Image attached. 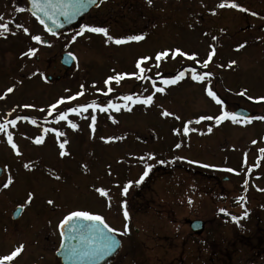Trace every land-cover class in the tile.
Wrapping results in <instances>:
<instances>
[{"label": "rangeland", "instance_id": "1", "mask_svg": "<svg viewBox=\"0 0 264 264\" xmlns=\"http://www.w3.org/2000/svg\"><path fill=\"white\" fill-rule=\"evenodd\" d=\"M145 1L135 0V5ZM166 2L170 1L151 2L152 6L161 4L160 8H137L135 15L116 10L113 17H109V12L105 15L100 11L93 24L80 23L72 32L50 37L27 9L17 12L9 0H0V16L10 21L9 32L0 36V123L15 119L18 115L28 117V120H17L15 127H8L19 156L8 144L7 135L0 132V165L5 170L0 182L4 184L9 176L13 180L8 188L0 185V256L18 246L10 241V233L3 231L10 210L16 204L24 207L25 219L34 214L46 216L50 212L48 206H55L59 220L74 209L102 216L104 214L100 212H104L108 205L107 212L114 217L118 215L115 218L121 224L125 223V207L129 213V233L122 236L123 245L113 264H245L249 260L254 235L251 231H242L244 227H237L239 224L244 226L243 221L236 225L229 218L231 215L239 216L247 208L255 213L258 198L240 186H226L227 182L221 180L212 186L211 181L196 173L201 164L195 151L199 142L204 149L201 159L211 158L214 149L207 151L206 141H195L191 147L193 151H190L189 137L182 134L183 123L192 121L189 127L193 128L196 126L195 120L205 116L199 112L204 104H200L198 95L205 98L202 86L191 79L190 72L175 85H161L156 78L157 71L161 77L170 78L175 73H169L176 68H192L196 62L186 57L173 59L169 56L156 68L154 56L165 49L179 48L188 54L195 53L202 62L209 51L213 48L216 50V44H228L231 59H239V68L261 69L264 68L263 63L256 55L259 48L249 44L250 49L238 50L237 40L224 37L213 39L214 34L206 30L214 22L210 13L203 12L197 16L190 11L192 8L195 11V6H199L196 0H185L189 4L186 15L194 14L196 18L186 17L182 9H165ZM246 8L249 10V7ZM16 23L28 28L29 33L16 29ZM82 24L105 27L111 36L124 38L143 35L145 38L116 45L105 43L106 38L101 34L86 32L73 41L72 36ZM132 25L135 28H131ZM32 35L47 38L48 42L44 44L41 40L38 43L31 39ZM29 48L37 50L35 55H22ZM62 52L72 53L76 58L72 67L65 68L60 64ZM142 56L151 57L142 65L151 69L145 75L155 80L157 87L165 88L163 93H155L152 105L131 106L129 103L131 111L122 108L119 112L109 110L103 113L97 110L94 132L89 127L91 109L81 117L69 114L68 119L78 125L77 130L68 127L66 121L56 122L58 113L68 107L93 100L105 106L107 102L104 99L107 97L123 104L125 102L118 98L132 95V89L135 90L133 94L140 97L153 94L151 80H137L134 76L126 75L119 84L114 81L107 86L104 84L109 76L137 72L135 62ZM228 65V61L222 62L223 68H228ZM207 68H211V62ZM47 75H52L53 79L59 76L60 80L47 83ZM81 85L84 86V95L59 105L49 115L47 110L51 104L62 97L75 95L81 90ZM8 87L14 88L12 93H7ZM108 87L113 91L105 96L103 93ZM25 104L33 107H22ZM162 110L171 111L181 119L162 117ZM208 111L212 112L211 109ZM32 119L36 120L35 124L30 123ZM45 119L49 120L46 125L43 124ZM44 128H55L65 135L57 137L53 132L43 133ZM174 129H180L181 134L177 135ZM193 133L198 138L196 131L188 135ZM39 135H44V142L37 145L34 140ZM65 139L68 141L65 145L68 155L61 157L59 143ZM237 139L233 142L240 147ZM177 143L181 144L180 148L175 147ZM149 156L152 159H148ZM25 164L29 167L25 168ZM146 164L152 166L149 175L137 185L134 182L143 174ZM57 176L60 179H56ZM256 179L257 176L253 175V180ZM248 180L252 181V177ZM129 182L133 183L123 194V186ZM72 183L87 187H81L84 191H79ZM96 188H103L108 195L101 197ZM29 192L33 193L34 198L30 204H25ZM241 193L243 196L245 194L244 200H240ZM48 200H52L53 204L49 205ZM220 209H225L227 215L221 213ZM107 218L111 219L109 216ZM195 218L204 220L209 229L200 237L189 228V220ZM133 228L139 229L138 234ZM133 235H137L139 241L135 242ZM141 242L142 246L137 249L140 256L136 257L135 243L139 246ZM200 243L203 246L211 244L218 250L219 260L212 261L211 253L206 247L201 248ZM29 244L28 241L24 244L22 253L11 264H33L34 260L38 261L40 250L28 248ZM243 249L247 254L242 253ZM47 261L53 264L51 258Z\"/></svg>", "mask_w": 264, "mask_h": 264}, {"label": "flooded vegetation", "instance_id": "2", "mask_svg": "<svg viewBox=\"0 0 264 264\" xmlns=\"http://www.w3.org/2000/svg\"><path fill=\"white\" fill-rule=\"evenodd\" d=\"M9 1L10 5L15 9L22 7V9L28 10L26 0ZM154 1L161 2V0H151L152 3H154ZM169 1V3L166 2L167 5L165 9H182L186 15L189 4L185 3V0ZM251 1L253 4H251ZM196 2H198L199 6H195V11L194 8L190 11L194 12L197 16H201L203 12L210 13L211 19H214V22L212 23L211 28L208 29L210 26L206 27V30L214 34L213 37H224L237 40L238 46L240 44L245 45L243 47L244 51L246 47H249V44L256 49L259 48V52H257L256 55L264 66V0H233V2L239 3L244 8L249 7L248 12H240L231 8L220 9L217 5L221 3L222 0H196ZM223 2H228V0H223ZM160 6L161 4L158 6H152L147 0L141 5H135V0H104L98 7L91 8L81 19L79 24L85 22L93 24L100 11L105 15L109 12L107 16L113 17V12H116V10L125 11V14L131 13L135 15V9L137 8L153 9L160 8ZM214 9L216 13L215 15H213ZM190 11H188V13H190ZM253 12H255L256 15H252L251 13ZM188 15L189 14H187L186 17ZM193 15L194 14H190L189 17L194 18L195 16ZM131 28H135V26L133 27L132 25ZM113 37L123 38L122 36L116 35ZM257 45L259 46L257 47ZM238 50H241V48H238ZM229 53L230 45L223 44L222 46H219V44H216L215 55L211 61V68H199L197 70L198 73L204 71H210L212 73V76L209 78L211 81L210 84L208 81H196L198 86H202L205 98L209 100L206 101L205 98H202L203 96L200 94L198 95L200 104H204L202 106L203 110H199V112L205 116L211 115L213 117L220 114L221 106L217 105L210 97H208L205 91L206 87H211L219 98L223 100L224 110L235 112L242 118L250 117L252 118V121L251 123H232L230 120H225L217 125L214 119L202 120L200 124H196V126L193 127L196 129V132H198V138L194 136V133L188 135L189 150L193 151L191 150V147L194 145L195 141H206L207 151H211L212 149H214V151L211 154V158L201 159L204 149L199 142L195 151L198 154L197 160L201 164L196 173H200L201 177H205L208 181H211L212 186H214V184H219L221 180L222 182H227L226 186L231 185L234 188L240 186L241 189L249 191L250 194H254L258 198L257 211L251 213L246 207L248 213L247 217L239 220L244 222V226L239 224L237 227H244L242 231H251L252 235H254L253 240H251L253 250L250 252L248 256L249 260H247L245 264H264V191L260 190L264 189V154L259 152L260 148H264V120L256 119V117L264 116V101L258 99L259 97H264V68H239L237 65L239 59H237V61L231 59ZM224 61H228L229 64L230 61H236V63L231 67L223 68L222 62ZM183 68V66H180L169 74H176L179 71H182ZM244 90H247L246 94L243 96L240 95ZM248 96L253 97V99L249 100ZM211 106H214V108H211ZM209 109H211L212 112L208 111ZM208 128H211L212 131L208 132ZM237 136H239L238 139L235 138ZM234 139L240 141V147L235 146L233 142ZM253 140L257 141V143L252 144ZM185 157H188V155H185ZM203 165H209V167H204ZM228 168L234 169V171H226ZM253 175L257 176L256 180H253ZM249 177H252V181L248 180ZM245 180L249 182L247 185L244 184ZM1 184L3 183L0 182V185ZM74 186L78 187L79 191L83 190L80 189L81 187H87V185L80 186L77 184ZM241 196L244 197L245 194L243 196L241 193ZM18 205L20 204H16L11 208L6 220V228L3 230L4 232L10 233V241L17 245L22 243L24 245L28 241L30 243L28 248L40 250V257L38 258V261L34 260L33 264H50V262L47 261L49 258L52 259L53 264H61L60 259L55 254L60 244L58 228L60 220L57 207L47 205L50 208V212L47 213L46 216L39 217L37 214H34L33 217L30 216L25 219L24 209L18 217L13 216L12 212ZM105 207L104 212L100 213H103L104 215L102 216L106 218L108 216L111 218H107V220L104 218L105 222L108 223L110 227L122 231L124 224H121L119 219L115 218L118 217V215H115L114 217L111 212H107L109 206L106 205ZM242 216L243 213L240 214V217ZM230 221L234 224V221H232L231 218ZM249 223L250 225L247 227ZM133 230L138 234L139 229L133 228ZM208 230L209 229L204 222V229L201 233L191 232L200 237L205 232H208ZM116 236L120 239L121 244L123 245L122 236L118 233ZM248 236H250L249 233ZM133 237L135 238V242L139 241L137 235H133ZM142 243L143 242H141L139 246L135 243L136 257L140 256L137 249L142 246ZM200 245L201 248L206 247V249L209 250L212 255V261L215 259L219 260V251L213 248L211 244L203 246V243H200ZM120 251L109 264L115 262ZM242 253L247 254V251H244L243 249ZM141 255L144 256L142 251ZM43 257L45 259H43Z\"/></svg>", "mask_w": 264, "mask_h": 264}, {"label": "snow or ice", "instance_id": "3", "mask_svg": "<svg viewBox=\"0 0 264 264\" xmlns=\"http://www.w3.org/2000/svg\"><path fill=\"white\" fill-rule=\"evenodd\" d=\"M98 2H102V0H68V2H61L59 3H53V0H31L32 5V15L36 17V19L39 21L41 25H44L47 31L51 32L50 28H47V25H45V21L40 18L39 15H37L38 12H42L45 16H48L50 19L53 20L54 23H56L55 16L56 11L60 10V14L64 15L66 19H71L75 17L80 11H82L87 5H97ZM149 4H151V0H147ZM218 8L224 9V8H231L236 9L240 12H248L249 10L247 8H244L242 5H240L237 2H233V0H228V2H222L217 5ZM51 9V11H50ZM15 11L21 12L24 11L22 8H16ZM215 9L213 10V15H215ZM252 15H256L255 12L251 13ZM9 24L10 21H6L3 16H0V36L5 35L9 32ZM16 29H22V31L25 34L29 33V29L26 27H23L21 24L16 23L15 24ZM94 33V34H101L103 35L105 39V43L112 42L116 45L126 44L131 41H141L145 37L143 35H129L124 38H114L113 36L109 35V31L105 27L100 26H91L87 24L80 25L79 31H77L73 36L72 40L75 41L77 37L83 36L85 33ZM15 34L14 32L12 33ZM55 35V33H53ZM31 39L36 42H41L42 38L39 35H32ZM213 39H216L213 37ZM245 45L240 44L238 48H243ZM35 48H29L26 53H23L22 55L25 56H33L36 53ZM215 55V49L213 48L211 51L208 52L207 58L204 59L202 62L197 59V56L195 53L188 54L184 51H181L179 48L174 50H162L155 53L154 59L156 61L154 67L159 68L160 62L162 60H165L171 56V58L175 59L177 56L186 57L187 60L194 61L202 68H207L209 63L212 61L213 56ZM69 59L75 60L76 58L73 56L72 53H68ZM151 57L149 56H142L135 62V68L138 70L137 72L131 73V74H125V73H118L113 76H109L104 80V84L110 85L111 82H115L116 84H119L122 79L126 75L134 76L137 80H151L152 81V88H153V94L140 97L136 96L135 94L132 95H123L119 97L118 99L124 101L123 104L113 103L112 100H108L107 104L105 106H101L99 103H97L95 100L78 105L76 107H68L65 111H60L58 115L56 116V122L59 123L60 121H66L68 127H70L73 130L78 129V125L74 123L72 120L68 119V116L70 113L75 114L77 116H81L83 113L88 112L89 109L92 110V114L90 116L91 123L89 124V127L95 131V124H96V111L99 110L100 112L107 113L109 110H114L116 112H119L122 108L131 111V108L129 107V103L132 105L140 104L143 106H150L153 104L154 101V95L155 93H163L165 91L164 87H157L156 81L152 80L151 77L145 75L147 71H151L150 68L142 67L143 64H145L147 61H149ZM236 61H231L229 64V67L234 65ZM191 73V79L193 81L197 82H203L208 81L210 84V77L212 76V73L210 71H204V72H197V69L195 67L192 68H186L182 71H179L175 76H172L170 78H163L161 77V74L159 71L156 72V78L159 80V83L161 85H175L180 80H182L186 73ZM35 75V73H33ZM95 87V85H93ZM84 86L81 85V90L77 92L75 95H69L67 97H62L58 99L55 103L51 104L48 108L49 115L52 114L55 110H57L58 106L61 104H64L68 101L76 100L78 97L84 95ZM14 90L13 87L7 88V93H12ZM97 91H100L97 89ZM113 89L111 87L107 88V91L103 93V95L107 96L108 93L112 92ZM205 91L207 93V96L210 97L217 105H220V114L213 116H200L198 119L195 120L196 124H200L202 120H215V123L217 125L221 124L222 121L230 120L232 123H251L252 118L250 117H241L239 114L235 112H229L224 110V102L219 98V96L211 89V87H206ZM247 90H244L240 93V95H245ZM249 100H252L253 97L248 96ZM261 101H264V97L258 98ZM22 107L24 108H31L33 105L25 104ZM43 111V109H41ZM160 116L162 117H171L174 116L176 120H180L181 117L178 115H174L171 111L168 110H162L160 112ZM87 119L88 117H84ZM28 120L27 116H17L15 119H7L3 123H0V132L5 133L7 135V142L11 145V148L13 151L16 152V154L19 156L20 152L17 149V145L13 142V136L12 133L8 131V127L12 126L15 127L17 120ZM256 119L264 120V116L256 117ZM115 123V121H113ZM30 123L35 124L36 120L32 119ZM192 121H188L183 123L182 125V134L183 136H188L190 132H195V128H190L189 124H191ZM177 135L181 134L180 129H174L173 130ZM208 132H211L212 129L208 128ZM53 132L57 137H62L65 134L63 132L58 131L55 128H44L43 133H49ZM101 139H104L103 137ZM112 139V138H109ZM44 142V135H39L35 138L34 143L39 145ZM68 143L67 139L63 140V142L59 143V155L61 157L68 155V153L65 151V145ZM257 141L253 140L252 144H256ZM176 148H180L181 144L177 143L175 145ZM259 152L264 154V148H260ZM143 159V157H141ZM148 159H152L151 156L148 157ZM204 167H209V165H203ZM25 168H28L29 165L25 164ZM151 165L146 164L144 168L143 174L139 177L138 180H136L135 184H140L145 177L149 175V170L151 169ZM251 170V169H249ZM228 172H233L234 169L228 168L226 169ZM56 179H60L59 176L56 177ZM13 182L12 177L9 176L7 181L3 184L4 188H8L9 185ZM133 182H129L128 184H125L123 186L122 192L123 194H126L129 190V186ZM247 180L244 181V184L247 185ZM261 191H264V189H260ZM95 191L101 196L105 197L108 195V193L103 188H96ZM33 193L29 192L27 194V199L25 201V204H30L33 200ZM240 200H244V197H241ZM47 203L49 205L53 204L52 200H48ZM189 204L192 203L191 200L188 201ZM23 207V206H21ZM221 213H225L227 215V212L225 209L219 210ZM248 213L247 210L243 212L242 217L237 216H231L232 221L239 222L241 218L247 217ZM123 218H124V225L123 230H118L116 228L110 227L108 223L105 222V219L103 216L99 214H95L91 211L87 210H75V211H69L67 215L63 217L59 221L58 228L60 229V244L61 247L66 248V259L68 260H93L97 257H103L105 255L111 254L114 251H116L117 247L120 244V241L115 238V234H119L121 236H126L129 233V225L127 221L129 220V213L124 208L123 211ZM68 228V232H65L64 229ZM75 233V235H69L70 233ZM69 239H77L79 242L77 244H71L67 243L66 240ZM24 249V245L20 244L17 247H15L10 253L6 255L0 256V264H11V262L18 257Z\"/></svg>", "mask_w": 264, "mask_h": 264}, {"label": "water", "instance_id": "4", "mask_svg": "<svg viewBox=\"0 0 264 264\" xmlns=\"http://www.w3.org/2000/svg\"><path fill=\"white\" fill-rule=\"evenodd\" d=\"M27 2H28V10L32 15L33 9H32V5H31V0H27ZM59 2H61V0H53L54 4L59 3ZM63 2H68V0H63ZM99 4H100V2H98L97 5H91V4L87 5L82 11H80L75 17H73L71 19H66L64 15L60 14V10H57L56 16H55L56 23H54L53 20L50 19L48 16H45L42 12H38L37 15H39L40 18L45 21V25H47V28L51 29V32H49V31H47L45 26L42 25L44 30L48 34L53 35V33H55V35H59V34L66 32L68 29H70L73 26V24L77 20H79L84 14H86L91 7H97ZM50 11H51V9H50ZM38 23H39V21H38ZM60 61L66 67H70L71 64L74 62V60L69 59L68 53H63ZM50 78L51 77L48 76V79H50ZM1 174H2V169L0 167V175ZM21 211H22V208L17 207L13 212V216L18 217L19 214L21 213ZM190 227L195 232H201L203 230V222L201 220H193L190 222ZM64 231L68 232V228L66 227L64 229ZM59 232H60V229H59ZM69 235H75V233L73 232V233H70ZM115 238L118 239L116 236H115ZM66 242L71 243V244H77L79 241L77 239H69V240H66ZM119 247H120V244L117 247L116 251H114L113 253L105 255L103 257H97L93 260H71L70 261V260L66 259L67 249L61 247V244H60L59 248L56 251V255L59 256L62 264H107L112 259V257L115 255V253H117V251L119 250Z\"/></svg>", "mask_w": 264, "mask_h": 264}]
</instances>
